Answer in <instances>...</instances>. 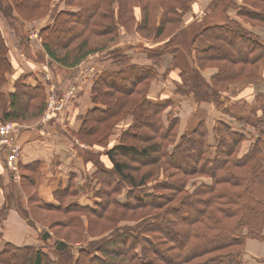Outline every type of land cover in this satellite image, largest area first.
I'll return each mask as SVG.
<instances>
[{
    "label": "trees",
    "instance_id": "16d2710c",
    "mask_svg": "<svg viewBox=\"0 0 264 264\" xmlns=\"http://www.w3.org/2000/svg\"><path fill=\"white\" fill-rule=\"evenodd\" d=\"M191 1L0 0V16L17 32L18 24L52 19L38 33L40 54L50 67L72 69L95 53L111 57L117 70L96 74L91 88L95 107L74 134L79 142L91 149L106 148L116 127L132 118L119 143L104 150L111 167L100 161V153L91 159L97 167L93 177L101 185L95 207L81 204L73 189L61 187L54 193L58 204L45 203L36 182L39 164L20 166L19 186L11 183L4 189L0 225L11 209L19 210L33 227L46 224L40 218L45 213L54 218L49 226L55 242L49 248L7 243L0 251V264H243L246 241H264V94L222 108L230 84L260 79L264 39L230 19L205 25L190 45L203 38L208 46L196 49L193 61L201 70L215 67L218 72L208 83L192 70L190 82L185 80L177 88L181 96L191 93L197 102H214L242 131L217 120L211 143L201 122L177 141L179 119L169 117L165 122L167 105L148 97L162 57L173 55L177 66V37ZM61 2L77 11L62 10ZM217 6L213 0V7ZM229 8L241 19L264 27V0H243L240 5L228 0L210 16L223 17ZM123 31L157 45L117 46ZM19 38L24 42L27 36ZM128 47L145 53L152 66L131 63L125 54ZM13 72L0 26V121L41 119L47 107L44 81L34 74L35 85L27 84L30 75H22L14 92L7 93L4 87ZM250 126L253 142L241 155ZM196 178L210 182L197 183ZM88 184L89 177L85 187ZM22 191L28 195V209ZM125 193L126 202H121ZM130 213V219L137 218L135 224L120 226ZM81 215L88 218V239ZM60 241L66 249H56Z\"/></svg>",
    "mask_w": 264,
    "mask_h": 264
},
{
    "label": "crops",
    "instance_id": "0c3cea01",
    "mask_svg": "<svg viewBox=\"0 0 264 264\" xmlns=\"http://www.w3.org/2000/svg\"><path fill=\"white\" fill-rule=\"evenodd\" d=\"M235 1L238 5L243 4V0ZM211 3H213V0H193L191 11L184 16L181 25L180 33L182 35L179 33L181 35L179 38L181 37L182 40L180 43H176L179 48L176 59L177 66L175 67L173 65V55L167 54L162 57L161 65L157 67L158 75L151 83L148 97L151 101L167 104L168 108L165 114H170L174 110L179 113L181 118L179 135L186 130L195 128L200 121H204L211 136L209 140L211 143H214L212 142L213 134L211 132H213V127L217 120L232 124L235 130L242 131L239 124L225 115L227 113L221 108H218L214 102H197L193 94L187 93L181 96L177 92L178 85L185 83V80L190 82V72L192 70L196 71L199 68L197 63L195 64L193 61L194 51L208 46L202 38L197 40L194 47H191L190 42L193 36L200 32L205 25L216 23L218 19H221V17L216 19L215 17H208ZM61 9L72 12L77 11L74 8L66 9L65 6H62ZM227 15H230L229 10L227 11ZM237 16L236 11H234V16L229 17L231 19H238L244 29L264 39V27H253L250 25L251 23H243L241 18ZM223 18L226 19L227 17L225 16ZM27 41H31V38L28 37ZM7 43L9 46V58L13 63L14 72L9 76V83L4 87L5 92H14L15 81L22 75H30L27 84L35 85L34 74L40 78L43 74L45 75L47 68L51 70L58 87L61 89H64L67 85V79L71 75L68 72L73 74L72 80L78 83L73 98L70 99L63 111L58 112L56 119L52 121L51 125H48L49 123L46 124L48 121H43L42 119L39 122L41 123L39 126H29L20 133L18 132V141L22 145V154L16 163L15 170L11 171L7 160L0 153V206L5 202L4 189L6 186L11 183L18 184L19 186V180L17 179H20V166H28L33 163L39 164V169L36 172V182L40 198L47 204L57 205L55 204L54 193L60 187L66 190L72 178H75L77 187L79 185L80 187H84L86 176H93L96 172L97 167L91 160L95 154L100 153V161L106 167H111L109 158L104 154V150L118 144L121 134L128 129L132 122V118L121 122L116 127L114 134L110 137L109 145L106 148L94 147V149H91L79 142L74 136V134L80 131L84 116L95 107L91 96L92 79L102 71H114L117 68L114 66L111 57L106 53L99 54L98 56L94 55L91 58L89 57L86 60V64L81 63L72 69L58 68L57 66L50 67L45 65L46 61L42 59L43 57L39 51L41 46L39 44H36L34 48L36 52L29 50L25 46L30 45L29 42L23 43L21 40L16 39L13 47L8 41ZM126 44L132 46L137 44L140 46L143 45L144 47L157 45V43L144 39L138 34H123L117 46H126ZM185 46L187 47V53L189 55L187 59L184 58L185 52L183 49H185ZM125 54L133 64L152 66V62L148 59L147 55L139 52L136 47H128ZM186 66L189 69H186ZM217 70V68L209 67L205 70H200V73L210 83L211 78L217 74ZM79 71L80 73H78ZM260 74V79L232 83L226 94H230L229 96L232 97L228 101L226 99V103L222 108H227V106L231 107L239 100L250 101L254 94L264 93V63L260 67ZM47 87L49 91L50 86L47 85ZM247 131L253 142V138L251 137L252 133H254L253 128H248ZM248 141L244 142V144ZM252 142L250 140L249 144L251 145ZM248 149L245 152L242 149L241 155L243 153L245 154ZM11 172L17 175L18 178L11 176ZM86 199L89 201L86 193H82L80 195L81 202L88 204L89 202H86ZM18 214L23 216L19 210L11 209L0 225V251L7 243L20 247L40 246L36 244L18 245L19 243H12V241L20 242L23 237L20 239L13 238L11 229L4 230V228L6 222ZM26 222L28 221L26 220ZM38 231H40L39 227ZM26 234L30 235V231L28 230ZM243 262V264H264V241L248 239L243 251Z\"/></svg>",
    "mask_w": 264,
    "mask_h": 264
},
{
    "label": "rangeland",
    "instance_id": "374dc122",
    "mask_svg": "<svg viewBox=\"0 0 264 264\" xmlns=\"http://www.w3.org/2000/svg\"><path fill=\"white\" fill-rule=\"evenodd\" d=\"M218 1H219V3H218ZM192 2H193V0L191 1V6H192ZM216 2H217V4H218V6L217 7H213V3H211V5H210V11L208 12V17H210V13H212L213 12V10H214V8L216 9V10H218V11H220L223 7H224V4H226L227 2H228V0H216ZM62 6H65L66 7V9H72V8H74V7H69V6H66L65 4H64V2H61L60 3V6H59V8H61ZM74 9H76V8H74ZM207 10V9H206ZM205 10V11H206ZM208 11V10H207ZM206 11V12H207ZM228 11V10H227ZM227 11L224 13L225 15H223V17H227L226 19H230V20H234V21H236V22H238L239 24H240V22L238 21V19H231L229 16H234V11L235 10H233V9H230L229 8V13H230V15H227ZM232 13V14H231ZM207 17V18H208ZM221 17V19H218L217 21H216V23H221L222 21H223V19H225V18H223L222 17V15L220 16ZM238 17V16H237ZM51 21H52V19L51 18H48V17H46V18H42V19H36V20H33V21H30V22H26L25 24H18V32H17V30H15V29H13L10 25H9V23L2 17V16H0V26L2 27V30H3V32H4V35H5V38L7 39V41L10 43V45L13 47L14 46V42H16V39H19V40H21L20 38H19V36L23 39H25V36H27V38L29 37V38H31V41H27V39H23L24 40V42L23 43H27V42H29V44L30 45H25L29 50H31V51H36V49H34L35 48V46H36V44H39L40 46H41V43H40V40H39V37H38V33H39V30L41 29V28H43V27H45L46 25H49L50 23H51ZM225 21V20H224ZM223 21V22H224ZM241 21L244 23H247L248 21L247 20H243V19H241ZM250 22H248V24H249ZM241 25V24H240ZM250 25H252L253 27H257V26H255V25H253V24H250ZM242 26V25H241ZM243 27V26H242ZM261 27V26H260ZM244 28V27H243ZM123 34H127V35H133V34H136V33H134V32H126V31H123L122 33H121V36L123 35ZM182 35V34H181ZM181 35H178V39H177V42L176 43H180L181 42V40H182V38L180 37L179 38V36H181ZM121 36H120V38H121ZM169 35H167V37H168ZM14 37H16V38H14ZM167 37H165V38H167ZM12 38H13V42H12ZM119 38V39H120ZM165 38H162V39H165ZM145 39V38H144ZM22 41V40H21ZM128 44H126V46H127ZM130 45V44H129ZM120 46H122V45H120ZM191 46V45H190ZM123 47V46H122ZM180 47V46H179ZM184 50V52H185V54H184V58L185 59H187L188 57H189V55H188V53H187V47L185 46V49H183ZM126 51V50H125ZM37 52V51H36ZM139 52H141L140 50H139ZM99 54H102V53H95V54H93V55H90L89 57L91 58V57H94V55L95 56H98ZM82 63H85L86 64V61L85 62H82ZM45 65H48L46 62H45ZM49 66V65H48ZM207 68H209V67H207ZM207 68H205V69H207ZM213 68H215V67H213ZM186 69H189L187 66H186ZM205 69H203V70H205ZM49 69L47 68V71H46V73H45V75L43 74V76H40V79L42 80V81H44V83H45V85H46V90H47V107H46V110H45V112H44V114H43V116L41 117V119H36V120H31V121H26V122H23V123H16V122H3L4 124H14L15 125V127L16 128H18L17 130H18V132L20 133L21 131H23V130H25L27 127H29V126H33V125H35V127H37V125H38V123L40 122V120H42L43 118H44V116H45V114H46V112H47V110H49V109H52V108H55V106L57 105H61L62 106V104H60L65 98H66V96L72 91L73 92V94H72V97L74 96V94H75V91H76V87H77V84L78 83H75V81H73L72 80V76H73V74L71 73V72H68V73H70L71 75L68 77V79H67V85L64 87V89H61L60 87H58V85H57V83H56V81H55V79H54V76H53V73L51 72V70H49ZM200 70L201 69H199V68H197V70L196 71H199V73H200ZM190 71V70H189ZM218 71V70H217ZM78 73H80V71L78 72ZM77 73V74H78ZM201 74V73H200ZM158 75V74H157ZM77 76V75H76ZM202 76V75H201ZM190 77H191V74H190ZM95 78V77H94ZM94 78L92 79V82L94 81ZM256 80V79H255ZM47 85L48 86H50L49 87V91H48V87H47ZM231 85V84H230ZM229 85V86H230ZM228 90H229V88H228ZM227 93H228V91H227ZM226 93V94H227ZM224 95V97H223V100H224V103H223V105L226 103V99H227V101L232 97V96H229V95ZM258 94H264V93H258ZM258 94H254L253 95V98L250 100L251 102L253 101V100H255V97L258 95ZM242 100H239V101H235L236 103H238V102H241ZM236 103H234V104H236ZM167 105V104H166ZM217 106V105H216ZM167 108H168V105H167V107H166V109H165V111H164V120H165V122H167V119L170 117V118H173V117H177L178 119H179V126H178V134H177V138H176V140L177 141H179V139L181 138V136L184 134V133H186L187 131H189V130H186L184 133H182L181 135H179V130H180V121H181V118H180V115H179V113L178 112H175V110L173 111V112H171L170 114H165V112H166V110H167ZM219 108V107H218ZM65 109V107H62V110L61 111H63ZM51 114H56V115H58V112L57 111H55V112H52ZM54 115H53V117H54ZM52 117V118H53ZM185 118V117H184ZM129 118H127L126 120H128ZM131 119V118H130ZM125 120V121H126ZM0 122H2V121H0ZM201 122H204V121H200L197 125H199ZM49 123V121L46 123V124H48ZM205 123V122H204ZM206 124V123H205ZM207 127V126H206ZM249 129H251L252 127L250 126V127H248ZM248 128H247V130H248ZM208 129V128H207ZM190 130H192V129H190ZM208 133H209V130H208ZM212 134H213V141L212 142H214V127H213V132H211ZM252 133V132H251ZM253 136H255V135H253ZM210 135H209V139H210ZM249 140V141H248ZM250 140H251V142H252V139H250V134L248 133V131L246 132V140L244 141V142H246V141H248L247 143H245L244 144V142L242 143V145H241V150H240V152H242V149H244V152L250 147ZM210 141V140H209ZM20 143V142H19ZM21 144V143H20ZM244 147V148H243ZM21 148H22V145H21ZM249 150V149H248ZM2 154H3V156L5 157V155H4V153L2 152ZM21 154H22V152H21ZM244 154V153H243ZM20 158V157H19ZM6 159V158H5ZM19 160V159H18ZM97 169V168H96ZM11 174V176H13L14 178H18L17 177V175H15V174H13V173H10ZM21 175H22V171L20 170V179H17V180H19V182H20V180H21ZM12 177V178H13ZM87 177H89V182H90V184H88L86 187H85V185H86V178ZM86 178H85V182H84V187H80V185H79V187H77V185H76V181H75V178H72L71 179V181H70V184H69V186L67 187V190L68 189H73L75 192H76V196H78V195H81L82 193H86V195L88 196V199H89V201L86 199V202H89L88 203V205L90 206V207H95V202H98L99 201V197H97V201H95V195H96V191H99L100 189H101V185L98 183V181L93 177V176H86ZM199 180L200 181H204V182H207V183H209L210 182V179L209 178H202V179H198V178H196V179H194L193 181H196L197 183H199ZM81 184V183H80ZM83 185V184H82ZM17 186H18V184H17ZM21 198L23 199V206L25 207V208H29V205H28V195L24 192V191H22V193H21ZM84 199H85V197H84ZM119 200L121 201V202H126V193L125 194H123V195H121L120 197H119ZM78 202H80L81 203V201H80V199L78 198ZM55 204H58V202L57 201H55ZM81 204H83V203H81ZM21 207V206H20ZM132 215V213H130V215H129V217L127 218V220L126 221H123V223L122 222H120L119 223V225L121 226V225H124V224H127V223H129V224H135V221H136V219L137 218H135V219H133V217L130 219V216ZM42 216H43V218H42ZM51 216V215H50ZM50 216H47L45 213H42V215H41V217L40 218H42L41 220L44 222V223H46V224H48V225H40V224H37V227H33V226H30L29 225V223L28 222H26V220L24 219V217L21 215V214H18V215H16V217H13V218H11V219H9L7 222H6V225H5V228H4V230H10L11 229V233H12V235H13V238H16V239H20L21 237H23L22 238V240H20V242H13L12 241V243H19L18 245H33V244H36V245H40V246H47L48 248L49 247H52V245L54 244V242H55V238H53L54 237V230L52 229L51 230V228H50V224L51 223H54L55 221H54V218L53 217H50ZM51 218V219H50ZM81 224H82V226H83V228H84V232H85V238H87L88 239V235H87V233H88V231H87V229H88V218L84 215H81ZM30 226V227H29ZM38 227L40 228V231H38ZM28 230L30 231V235H27L26 233L28 232ZM45 231H48L49 233H51L52 235H51V237L49 238V240H44L43 239V233L45 232ZM65 234H66V231L64 232ZM71 238H74V236H72V235H70V239ZM24 239V240H23ZM22 241V242H21ZM48 248L46 249L47 251H48Z\"/></svg>",
    "mask_w": 264,
    "mask_h": 264
},
{
    "label": "built area",
    "instance_id": "2783aa9c",
    "mask_svg": "<svg viewBox=\"0 0 264 264\" xmlns=\"http://www.w3.org/2000/svg\"><path fill=\"white\" fill-rule=\"evenodd\" d=\"M73 92L71 91L66 98L56 105L55 108L47 110L43 121H48L54 114L52 112H61L62 107H65L72 97ZM18 128L14 124H4L0 122V152L4 153L5 158L11 168V171L16 169V163L21 156L22 148L18 141ZM14 174V173H13Z\"/></svg>",
    "mask_w": 264,
    "mask_h": 264
},
{
    "label": "water",
    "instance_id": "95a60500",
    "mask_svg": "<svg viewBox=\"0 0 264 264\" xmlns=\"http://www.w3.org/2000/svg\"><path fill=\"white\" fill-rule=\"evenodd\" d=\"M51 237V233H49L48 231H45L43 234V239L44 240H48ZM56 248L59 250H63L67 248V244L64 241H60L58 242V244L56 245Z\"/></svg>",
    "mask_w": 264,
    "mask_h": 264
}]
</instances>
